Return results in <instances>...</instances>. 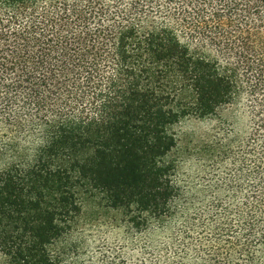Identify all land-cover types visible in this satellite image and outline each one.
Wrapping results in <instances>:
<instances>
[{"label":"trees","instance_id":"trees-1","mask_svg":"<svg viewBox=\"0 0 264 264\" xmlns=\"http://www.w3.org/2000/svg\"><path fill=\"white\" fill-rule=\"evenodd\" d=\"M238 98L181 188L172 128ZM0 159V264H264V0H0ZM88 200L118 245L61 252Z\"/></svg>","mask_w":264,"mask_h":264},{"label":"rangeland","instance_id":"rangeland-1","mask_svg":"<svg viewBox=\"0 0 264 264\" xmlns=\"http://www.w3.org/2000/svg\"><path fill=\"white\" fill-rule=\"evenodd\" d=\"M242 105L243 101L238 98L215 118H189L172 128L178 145L170 158L176 161V179L181 188L194 186L199 180L198 176L205 173L212 153L224 151L233 139H236L233 145L237 146L246 129L247 119L240 111ZM4 162L5 159H0V166H3ZM84 206L85 210L77 226L58 244L57 249L62 252L77 248L78 253H88L103 243L118 245L117 242L122 237L119 230L121 227H115L119 226L121 221L119 214L98 208L93 200L84 202Z\"/></svg>","mask_w":264,"mask_h":264}]
</instances>
